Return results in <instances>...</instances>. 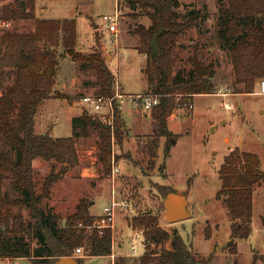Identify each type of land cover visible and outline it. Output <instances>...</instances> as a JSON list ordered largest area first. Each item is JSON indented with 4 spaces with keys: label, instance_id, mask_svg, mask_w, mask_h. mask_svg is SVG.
<instances>
[{
    "label": "rangeland",
    "instance_id": "374dc122",
    "mask_svg": "<svg viewBox=\"0 0 264 264\" xmlns=\"http://www.w3.org/2000/svg\"><path fill=\"white\" fill-rule=\"evenodd\" d=\"M14 0H0L4 3ZM226 0H180L178 19L185 18L193 7L201 9L197 25L178 37L174 53V71L190 69L192 55L197 49L204 63L213 61L216 67V88L213 92L194 96L193 107L184 103L177 107L170 117L171 136L158 134L152 117L153 109L137 101V110L126 100L124 117L131 127L122 144L114 143L120 170L115 181L105 173L98 159L99 135L92 132L77 138L80 156L79 164L62 173L53 183L51 196L44 200L54 205L66 216L75 210L84 197L96 214L111 199L113 188L117 198L126 199L128 209L117 210L112 230L115 255L88 254L78 264H141L140 257L146 249L144 226L133 224L132 217L151 210L159 216V222L172 234L162 244L172 246L174 233H180L192 249L201 257V264H264V180L255 184L253 191L252 230L248 237L233 235V221L230 209L218 196L222 186L220 168L226 155L234 148L256 151L261 157L264 169V93L259 81L252 91H236L234 70L228 46L222 44L218 32L219 6ZM119 11L117 36L106 25L103 15ZM36 14L47 17L77 18V47L91 51L97 47L103 51L110 67L125 92L153 90L148 87L145 72L148 54L138 50L134 43L139 37L135 31L139 22L149 24L151 18L139 5L130 0H36ZM0 17V35L7 29L30 30L33 18L10 20L5 24ZM117 37L118 40L111 42ZM45 43L44 41L42 42ZM59 52L58 70L52 95L41 101L36 113V129L49 132L52 136L73 133V116L86 110L83 95L98 92L99 85L90 62L73 60L62 43ZM14 80V71L6 68L0 75L1 89ZM229 93L220 94L218 91ZM230 103L227 107L225 103ZM92 113L96 111L92 108ZM184 115H186L184 117ZM15 117V115H14ZM125 121V120H124ZM142 128L136 131L139 125ZM137 128V129H140ZM21 130L20 127H18ZM0 147L15 157V149L0 137ZM169 155L165 157V148ZM37 189L40 191L45 177L57 171L61 162L55 159H34ZM167 184L179 192L186 193L191 215L180 220H169L165 215L164 196L161 185ZM4 189L11 195L19 194L11 175L4 179ZM29 215L27 207H15ZM10 239L13 233L9 232ZM121 242V245L119 243ZM134 245V246H133ZM74 251V256L83 255ZM113 258L115 259L113 262ZM0 264H31L28 257L1 258Z\"/></svg>",
    "mask_w": 264,
    "mask_h": 264
},
{
    "label": "trees",
    "instance_id": "16d2710c",
    "mask_svg": "<svg viewBox=\"0 0 264 264\" xmlns=\"http://www.w3.org/2000/svg\"><path fill=\"white\" fill-rule=\"evenodd\" d=\"M150 18L146 24L139 22L135 31L139 36L137 48L147 55L145 72L148 88L159 93V100L152 107L155 130L171 136L168 116L178 106L193 101L196 93L213 92L216 67L213 61L204 63L195 49L190 69L174 71V53L178 37L197 25L201 9L193 7L187 16L178 19L180 0H130ZM4 20L33 18L30 30L7 29L0 35V75L6 68L14 71V80L5 89L0 87V137H4L15 149V157L0 147V257H28L31 264H54L61 255L74 254L77 246H85L88 254L106 255L112 252L113 232L106 227L102 235L98 229L88 231L79 226L92 222L95 214L90 203L82 198L74 211L62 221V215L54 205L44 202L52 193L53 183L71 167L79 164L77 138L97 132L99 135L98 159L105 173L111 172L113 156V131L115 142L122 144L127 134L126 123L117 109L114 129L85 110L73 116V133L52 136L36 129V113L41 101L52 95L58 70L62 43L73 60L88 61L95 70L99 91L113 92L116 74L103 51L93 48L84 51L77 47L76 17H47L36 14V0H14L4 3L0 9ZM218 32L222 44L228 46L234 70L236 91H252L264 78V0H226L219 6ZM163 25L159 35V53L151 56L153 35ZM45 42L44 44L42 42ZM1 86V83H0ZM15 115V117H14ZM21 130H19V128ZM165 148V157L169 155ZM55 159L61 162L57 171H51L37 189L34 159ZM115 157L117 154L115 153ZM222 186L218 196L228 205L233 221V235L248 237L252 230L253 191L255 184L264 180V169L258 152L234 148L226 155L220 168ZM11 175L20 191L11 195L4 189V179ZM166 194L176 190L162 184ZM15 207H27L29 215L14 211ZM133 224L144 226L146 249L140 257L141 264H201L199 256L180 233H174L172 246L162 244L171 232L159 222L157 213L148 210L132 217ZM13 233L10 239L8 233ZM116 264H122L118 261Z\"/></svg>",
    "mask_w": 264,
    "mask_h": 264
},
{
    "label": "built area",
    "instance_id": "2783aa9c",
    "mask_svg": "<svg viewBox=\"0 0 264 264\" xmlns=\"http://www.w3.org/2000/svg\"><path fill=\"white\" fill-rule=\"evenodd\" d=\"M103 17L106 25L113 32V34L117 36V32L119 31V11L116 10L114 13H105ZM9 23L10 21H5V24ZM112 40L115 41L118 40V38L115 37L111 39V42ZM259 88L264 93V78L259 81ZM218 93L225 95L229 92L227 90L220 89ZM126 100L133 101L132 105L134 107L138 106L137 101H141L145 108L152 109L154 104L159 100V93L153 90L125 92L124 90H122L121 85L116 77L114 81L113 92L111 94L92 92L83 95V101L86 107H88L89 109L93 108L96 113L92 114L95 117H98L104 123L109 124L112 129H114L117 109H121L122 104ZM225 105L227 107H230V103L228 102H226ZM189 106L193 107V101H190ZM112 131L113 143H115L114 130ZM119 170L120 166L115 157V150L113 149L112 167L110 172L113 181H115L116 174ZM121 207L128 209V201L126 199L117 198L116 194L113 193L111 200L104 205L102 211L95 214L92 222L83 223L82 221H79L78 224L79 226L85 227L88 231H91L93 228H97L99 235H102L106 227H111V229L113 230L115 226V217L117 214V210ZM114 244L115 242H113L112 244V256L115 255V252L113 251ZM83 250L84 248L82 245L75 248V251L78 253H81ZM1 258L3 257H0V259Z\"/></svg>",
    "mask_w": 264,
    "mask_h": 264
},
{
    "label": "water",
    "instance_id": "95a60500",
    "mask_svg": "<svg viewBox=\"0 0 264 264\" xmlns=\"http://www.w3.org/2000/svg\"><path fill=\"white\" fill-rule=\"evenodd\" d=\"M163 25L153 35L150 45L151 56H156L160 51L159 35L163 31ZM92 120L95 117L92 116ZM188 197L186 193L179 192L178 190L168 191L164 196L165 215L169 220H180L191 215V211L188 207ZM78 258L72 254H66L59 256L54 264H78Z\"/></svg>",
    "mask_w": 264,
    "mask_h": 264
},
{
    "label": "crops",
    "instance_id": "0c3cea01",
    "mask_svg": "<svg viewBox=\"0 0 264 264\" xmlns=\"http://www.w3.org/2000/svg\"><path fill=\"white\" fill-rule=\"evenodd\" d=\"M40 16V15H39ZM137 39H138V42H137V40H136V42L134 43V45H138V43H139V37H136ZM139 50V49H138ZM140 51V50H139ZM144 53V52H143ZM146 59H147V57H146ZM113 70V69H112ZM148 85V84H147ZM121 88H122V90H123V87L121 86ZM148 88V87H147ZM144 90H146V87H144L143 89H141V90H135V91H130V92H137V91H144ZM240 92H243V91H240ZM196 94H198V93H196ZM195 94V95H196ZM194 95V96H195ZM193 103H194V99H193ZM132 105V104H131ZM133 106V105H132ZM194 106V105H193ZM137 110H139V108L138 107H135ZM177 109V108H176ZM176 109H174L173 110V112L168 116V126H169V128L171 129V130H173V131H176V132H179V131H177V130H174L171 126H170V117L172 116V115H175L176 114V112H177V110ZM86 110H88V112L89 113H92V111H91V109H89L88 107H86ZM121 115H122V118L125 120V123H126V128H127V133L129 134V132L131 131V127L127 124V121H126V119H125V117H124V113H123V106L121 107ZM94 116V115H93ZM186 115H184V117H185ZM95 117V116H94ZM152 117H153V115H152ZM153 119H154V117H153ZM139 125V124H138ZM139 127H140V125H139ZM138 126L136 127V131H140V130H142V128L140 127V129H137V128H139ZM113 147H114V143H113ZM114 149V148H113ZM115 150V149H114ZM116 153V152H115ZM114 191V192H113ZM113 191H112V194H111V198H112V195H113V193H115L116 194V192H115V189L113 188ZM117 196V195H116ZM111 200V199H110ZM91 207H93V204H91L90 205V208ZM92 210V209H91ZM94 212V211H93ZM119 245H121V242L119 243ZM108 255H111L112 256V252L110 253V254H108ZM21 257H25V256H21ZM113 257V256H112ZM3 258H9V257H3ZM15 258H20V257H14V259ZM114 258H113V262H114ZM31 262V261H30ZM78 263H79V261H78ZM115 263V262H114Z\"/></svg>",
    "mask_w": 264,
    "mask_h": 264
}]
</instances>
